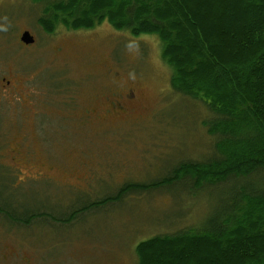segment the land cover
I'll return each instance as SVG.
<instances>
[{
    "label": "rangeland",
    "instance_id": "1",
    "mask_svg": "<svg viewBox=\"0 0 264 264\" xmlns=\"http://www.w3.org/2000/svg\"><path fill=\"white\" fill-rule=\"evenodd\" d=\"M48 2L0 0V78L18 81L0 94V235H19L2 238L4 252L16 244L42 255L38 264H137L140 241L203 229L245 181L233 175L198 187L186 176L157 186L181 162L220 156V139L209 132L214 112L172 91L158 37L109 21L69 27ZM26 30L33 44L21 42ZM117 79L135 88L136 109L121 121L85 124L83 111ZM47 171L53 181L35 178ZM127 183L134 184L122 192ZM27 208L69 218L27 225L16 215ZM0 264L22 263L2 257Z\"/></svg>",
    "mask_w": 264,
    "mask_h": 264
},
{
    "label": "trees",
    "instance_id": "2",
    "mask_svg": "<svg viewBox=\"0 0 264 264\" xmlns=\"http://www.w3.org/2000/svg\"><path fill=\"white\" fill-rule=\"evenodd\" d=\"M48 1L54 19L69 27L109 21L134 36L158 37L172 91L214 112L209 132L220 139V156L181 162L157 186L186 176L198 187L233 175L246 182L203 229L191 225L140 241L137 264H264V184L254 183L264 180V0ZM127 184L122 192L134 183Z\"/></svg>",
    "mask_w": 264,
    "mask_h": 264
},
{
    "label": "flooded vegetation",
    "instance_id": "3",
    "mask_svg": "<svg viewBox=\"0 0 264 264\" xmlns=\"http://www.w3.org/2000/svg\"><path fill=\"white\" fill-rule=\"evenodd\" d=\"M23 33L24 31L22 32V34ZM25 45H30V44H25ZM17 83L14 84V81L8 77L5 76L1 77L0 94L2 91H8L11 85L17 88ZM112 87L113 88H108V93H103L101 98H98L99 102L97 101V103H95L96 105L92 104L90 107L86 108L83 111V121L85 124L91 123L93 121H97L100 123L109 120L121 121L136 109V104L138 103V97H137L138 95L133 85L127 86V84L123 80L117 79L115 85H113ZM21 99H22L21 103L25 102V99L23 98ZM71 104L73 108L77 106V102L75 100H73ZM17 159L18 158H15V160ZM37 173L38 175H36L35 178L40 180L45 179V180L53 181V178L51 177L49 171L45 172V175L39 172ZM16 215L17 216L19 215L18 217L20 218L26 219V221L30 219V223H32L31 221L33 222L45 221V216L50 218L52 221H57V222L66 221L69 218L67 215H65V213H63L61 216L51 213L47 215L43 213V214H38L36 216L27 213L25 214L21 213ZM36 218H40V219L35 220ZM55 232H57L56 235L61 233L60 230H56ZM17 234L18 231H10L4 233V235H0V259L2 257H4L5 259L12 258L18 260L22 264H38L39 259L42 258V260H44V257L42 255L39 258L38 255H36L32 249H29V251L28 250L23 251L21 247L16 244H14L12 247H8V249L4 252L6 246L2 244V238H6L12 241L16 239ZM27 234L35 237L33 233L32 234L27 233ZM22 235H20V238L22 240L25 238L29 239L28 236L25 235L22 236ZM17 236L19 237V235Z\"/></svg>",
    "mask_w": 264,
    "mask_h": 264
},
{
    "label": "water",
    "instance_id": "4",
    "mask_svg": "<svg viewBox=\"0 0 264 264\" xmlns=\"http://www.w3.org/2000/svg\"><path fill=\"white\" fill-rule=\"evenodd\" d=\"M21 41L25 44H32L35 42V37L29 30H26L21 36Z\"/></svg>",
    "mask_w": 264,
    "mask_h": 264
}]
</instances>
